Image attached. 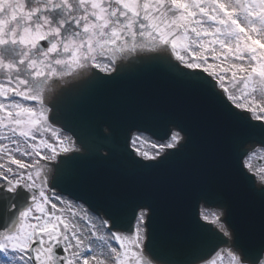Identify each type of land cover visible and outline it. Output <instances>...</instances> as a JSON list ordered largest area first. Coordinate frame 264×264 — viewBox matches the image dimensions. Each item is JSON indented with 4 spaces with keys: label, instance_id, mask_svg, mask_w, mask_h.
<instances>
[{
    "label": "snow or ice",
    "instance_id": "obj_1",
    "mask_svg": "<svg viewBox=\"0 0 264 264\" xmlns=\"http://www.w3.org/2000/svg\"><path fill=\"white\" fill-rule=\"evenodd\" d=\"M4 45L13 47L9 56L0 51V80L7 81L0 83V160L6 156L17 170L0 163V180L8 193L19 196L18 189L26 190L30 197L11 226L0 232V255L7 254L4 264H90V260L152 264L144 251L142 225L146 219L151 225L153 214L134 215L135 229L129 228L127 234L113 231L123 212L120 201L113 200L105 210L108 219L101 220L105 232L98 234L93 225L91 234L85 235L46 195L47 177L41 163L75 149L71 137L61 139L60 129L49 122L45 92L51 83L89 67L116 71L111 64L137 50L171 52L177 63L159 56L167 60L169 70L226 109L236 126V168L253 187L264 190V168L254 170L249 162L255 146H238L248 137L264 149V103L260 102L264 100V0H0V46ZM98 58L109 63L101 68ZM225 98L231 106L224 103ZM28 102L36 107L27 106ZM173 126L179 131H173ZM49 132L57 143L40 138ZM137 139H132L133 145ZM162 139L152 145L153 154L136 148L135 155L141 159L133 160L147 167L162 162L187 144L188 132L182 124L168 120ZM13 153L35 159L29 165ZM68 164L64 161L65 167ZM257 178L260 187H256ZM196 195L205 205L214 206L211 212L199 213L205 223L198 225L202 235L197 246L214 252L217 259L226 252L229 264H257L258 257L242 243L223 199L206 190ZM56 200L66 206L71 203L59 196ZM138 207L151 209L152 205ZM32 213H38L32 216L35 223L29 222ZM221 244L229 247L221 249ZM58 249L68 254L60 256ZM260 253L264 254V239ZM196 261L216 264L208 254L170 264Z\"/></svg>",
    "mask_w": 264,
    "mask_h": 264
},
{
    "label": "water",
    "instance_id": "obj_2",
    "mask_svg": "<svg viewBox=\"0 0 264 264\" xmlns=\"http://www.w3.org/2000/svg\"><path fill=\"white\" fill-rule=\"evenodd\" d=\"M126 60L118 66L143 65L119 75L98 76L71 90L68 87L66 97L56 89V101L63 102L59 121L91 150L69 158L66 169L57 176V186L103 213L113 200L120 201L123 212L117 227L123 229L133 226L134 215L141 209L138 205L151 204L148 251L156 261L169 264L211 253L196 243L202 235L198 225L205 223L199 219L204 202L196 192L206 190L219 195L228 206L232 223L253 256H263L264 190L253 187L236 168V126L226 109L206 92L179 80L168 62L146 64L149 58L142 54ZM224 103L231 106L227 100ZM168 120L187 130V144L150 167L133 160L139 158L129 147L132 132L146 128L144 132L162 140ZM134 134L133 138L139 137L132 144L135 149L155 152L152 145L156 141ZM253 143L259 144L244 137L238 146L245 149ZM19 193L0 194V230L10 227L24 210L22 205L27 206V194ZM12 204L18 209L10 212Z\"/></svg>",
    "mask_w": 264,
    "mask_h": 264
},
{
    "label": "rangeland",
    "instance_id": "obj_3",
    "mask_svg": "<svg viewBox=\"0 0 264 264\" xmlns=\"http://www.w3.org/2000/svg\"><path fill=\"white\" fill-rule=\"evenodd\" d=\"M97 62L100 63L102 67L105 64L109 63L108 59H106V58H98ZM210 62H212V61H210ZM114 63L111 64V68H113ZM260 102L264 103V100H260ZM27 106H30L33 108L36 107V106H32L30 104H27ZM6 134H9V133H6ZM65 137H71V136L64 133V132H60V138L63 139ZM40 138H43V139H45L48 142H51L53 144L57 143V139L55 137H53L51 134H45L43 137H40ZM71 140L73 141V139H71ZM4 143L7 144L8 142L4 141ZM9 146L14 147L12 145H9ZM22 147H23V145H22ZM45 154H48V153L45 152ZM13 155L15 156L16 154L13 153ZM251 156H252V159L249 162L253 165L254 170H258L259 168H264V163L261 162V161H264V150L263 149H261L259 151L256 150L254 153L251 154ZM15 158H17V159L19 158L20 160L24 161L26 164L33 161L32 158L24 156V155H20V154H17L15 156ZM37 183H39V179H37ZM45 192L47 193V196L49 197V199H55V200H53V203H57L58 208L62 207L60 209H63L64 215L67 218L72 219L78 225V227L80 228L82 233H84L85 235H90L92 230H93V225L96 226V231L98 234H102L105 232V229H104L103 225L101 224V220H99L96 216L92 215V213L87 212V209L85 208V206L77 204L75 202H72L71 200L67 199L66 197L61 198V196H59L58 194H55L53 192H50L47 188L45 189ZM57 196H59L61 198V200L68 201L71 203L66 206L64 203H60L59 201L56 200ZM46 208H48L50 210L51 205L50 206L46 205ZM73 213H75L74 216H73ZM36 215H38V214H36ZM32 216L33 215L31 214L30 222L35 223V220L32 219ZM143 229H144V223L142 225V235L144 237V244H145L146 236H145V231ZM113 246H116V245L114 244ZM16 255L18 256L19 254H16ZM2 257H3V255H0V261H6L7 260V257H3V258ZM229 259L230 258L227 256L226 252H224V253L220 254L219 259L216 258L214 260H216V264H229ZM90 264H95V262L90 260ZM106 264H113V262L111 260H106Z\"/></svg>",
    "mask_w": 264,
    "mask_h": 264
},
{
    "label": "flooded vegetation",
    "instance_id": "obj_4",
    "mask_svg": "<svg viewBox=\"0 0 264 264\" xmlns=\"http://www.w3.org/2000/svg\"><path fill=\"white\" fill-rule=\"evenodd\" d=\"M12 47H13L12 45L0 46V51H2L5 54V56H9V55L12 54L11 51H10ZM0 83H7V81L0 80ZM0 155H2V154H0ZM12 179L14 180L15 177L12 176Z\"/></svg>",
    "mask_w": 264,
    "mask_h": 264
},
{
    "label": "bare ground",
    "instance_id": "obj_5",
    "mask_svg": "<svg viewBox=\"0 0 264 264\" xmlns=\"http://www.w3.org/2000/svg\"><path fill=\"white\" fill-rule=\"evenodd\" d=\"M258 150L260 149V148H257ZM264 150V149H263ZM77 151H80V149H78L77 148ZM256 151V150H255ZM44 169H46V168H44ZM47 177H49V172H48V175H47ZM260 183V182H259Z\"/></svg>",
    "mask_w": 264,
    "mask_h": 264
},
{
    "label": "clouds",
    "instance_id": "obj_6",
    "mask_svg": "<svg viewBox=\"0 0 264 264\" xmlns=\"http://www.w3.org/2000/svg\"><path fill=\"white\" fill-rule=\"evenodd\" d=\"M0 264H4V261H0Z\"/></svg>",
    "mask_w": 264,
    "mask_h": 264
}]
</instances>
